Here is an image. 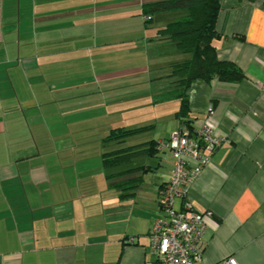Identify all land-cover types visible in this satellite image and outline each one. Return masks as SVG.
<instances>
[{
	"label": "crops",
	"instance_id": "0c3cea01",
	"mask_svg": "<svg viewBox=\"0 0 264 264\" xmlns=\"http://www.w3.org/2000/svg\"><path fill=\"white\" fill-rule=\"evenodd\" d=\"M157 1L0 0V264H154L173 161L152 144L209 108L226 141L187 192L211 213L199 264H264V0H220L212 46L245 79L194 80L182 119L186 57L158 32L187 12L145 21Z\"/></svg>",
	"mask_w": 264,
	"mask_h": 264
},
{
	"label": "built area",
	"instance_id": "2783aa9c",
	"mask_svg": "<svg viewBox=\"0 0 264 264\" xmlns=\"http://www.w3.org/2000/svg\"><path fill=\"white\" fill-rule=\"evenodd\" d=\"M213 114L209 108L207 120L188 131L180 129L156 144L157 151L169 153L173 164L169 181L159 191L160 215L149 231L154 264H199L201 261L203 236L211 213L195 211L187 200V192L209 165L213 153L226 141L208 122ZM177 201L181 203L178 209L175 208ZM223 264L237 263L229 257Z\"/></svg>",
	"mask_w": 264,
	"mask_h": 264
},
{
	"label": "trees",
	"instance_id": "16d2710c",
	"mask_svg": "<svg viewBox=\"0 0 264 264\" xmlns=\"http://www.w3.org/2000/svg\"><path fill=\"white\" fill-rule=\"evenodd\" d=\"M219 8L220 0H162L143 5V15L147 17L178 10L187 12L184 18L169 23L158 32L186 57L174 71L180 78L179 85L183 88V93L179 94L181 108L178 115L181 119L188 113L185 92L194 80L209 82L217 79L221 82L237 83L245 79V75L235 64L219 60L212 46V41L218 37L215 22ZM115 132L112 131L107 139L120 140L134 133ZM157 142H153L152 148L156 149ZM103 162L105 165L109 164L106 159Z\"/></svg>",
	"mask_w": 264,
	"mask_h": 264
},
{
	"label": "rangeland",
	"instance_id": "374dc122",
	"mask_svg": "<svg viewBox=\"0 0 264 264\" xmlns=\"http://www.w3.org/2000/svg\"><path fill=\"white\" fill-rule=\"evenodd\" d=\"M121 168H124V166H122Z\"/></svg>",
	"mask_w": 264,
	"mask_h": 264
}]
</instances>
